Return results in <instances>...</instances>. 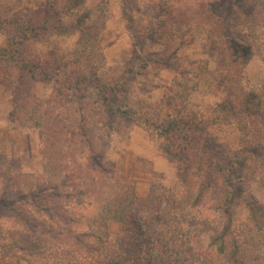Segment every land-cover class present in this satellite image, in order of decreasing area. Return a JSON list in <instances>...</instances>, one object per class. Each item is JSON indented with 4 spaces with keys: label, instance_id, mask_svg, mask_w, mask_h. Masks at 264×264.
<instances>
[{
    "label": "trees",
    "instance_id": "trees-1",
    "mask_svg": "<svg viewBox=\"0 0 264 264\" xmlns=\"http://www.w3.org/2000/svg\"><path fill=\"white\" fill-rule=\"evenodd\" d=\"M123 6L122 24L132 38L137 9L147 15L146 33L164 43L203 37L219 46L217 69L187 60L176 67L158 108L140 114L121 100L131 68L115 79L102 74L105 4L42 0L1 16L0 91L12 90L7 125L41 131L43 166L36 173L16 171L0 155V199L46 191L0 221V264H264V205L244 189L253 179L264 188V80L257 91L247 90L243 75L253 56L264 62V0H123ZM71 28L77 48L64 61L54 56L50 64L35 54L37 40L47 43ZM36 76L51 85L47 95L38 94ZM220 77L229 80L227 92L207 121L190 99L203 79ZM83 86L94 89L96 100L73 106L74 91ZM134 123L162 140L164 157L178 161L176 182L151 184L145 200L135 184L114 179L107 155L114 127ZM223 126L238 129L237 150L210 146L218 139L211 127ZM240 202L251 227L234 220ZM113 220L132 234L135 250L110 241ZM205 232L209 245L195 250L192 238Z\"/></svg>",
    "mask_w": 264,
    "mask_h": 264
},
{
    "label": "rangeland",
    "instance_id": "rangeland-1",
    "mask_svg": "<svg viewBox=\"0 0 264 264\" xmlns=\"http://www.w3.org/2000/svg\"><path fill=\"white\" fill-rule=\"evenodd\" d=\"M41 2L42 0H0V17L12 14L26 5L36 6ZM86 4L89 7L96 4H105L108 7V14L100 25L101 44L106 57L102 74L108 79H115L131 68L121 100L140 114L158 108L159 101L172 88L176 67L179 65L184 67L183 64L187 60L206 61L209 69L216 71L222 49L207 42L203 37L189 44L164 43L154 33H146L147 15L134 9L131 13L137 35V39H134L122 24L123 0H86ZM123 21L126 23V20ZM77 41L78 32L71 28L68 33L55 36L47 43L37 40L34 43L35 54L48 60L50 64L55 61L54 56L62 62L64 58L74 53ZM159 64L163 69L159 73H154L152 69L157 68ZM147 68L150 71L145 72ZM243 75L247 90L257 91L260 88L264 80V62L259 56L250 59ZM32 81L41 96L47 95L52 88L39 76L34 77ZM228 85L229 80L225 77L213 82L208 78L203 79L190 99V107L210 121L211 112L223 100ZM74 92L73 106H78L80 100L88 102L96 100L95 91L90 86L77 88ZM11 99L12 90L0 91V155L7 158L16 171L41 172L42 133L35 128L19 130L8 128ZM211 128V131L204 130L205 133L210 131L218 136L217 140L209 141L211 147L238 149L239 131L236 126ZM200 142L203 143L204 139L202 138ZM160 143L162 140L149 134L136 123L116 125L113 129L107 154L111 173L115 180L135 184L141 200L146 199L151 184L172 186L177 180L178 161L164 157L159 148ZM199 169L200 165L195 163V172L200 173ZM244 185L247 191L245 196L264 205V188L260 182L257 179L246 180ZM45 189V186L38 188L34 196L17 192L4 194L0 199V221H6L10 211L19 203L32 201V197H39L46 191ZM56 193L58 191L53 194ZM233 211L237 225L246 228L252 226L250 211L245 203L240 202ZM109 234L110 241L123 250H135L139 246L135 244L132 234L123 228L121 222L111 221ZM210 241L211 233L205 232L193 237L190 245L195 250H202L207 248Z\"/></svg>",
    "mask_w": 264,
    "mask_h": 264
}]
</instances>
